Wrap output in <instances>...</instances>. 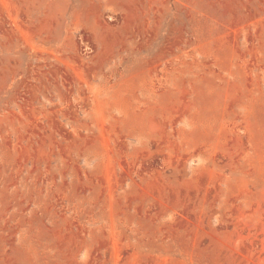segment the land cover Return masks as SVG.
Segmentation results:
<instances>
[{
	"label": "rangeland",
	"instance_id": "374dc122",
	"mask_svg": "<svg viewBox=\"0 0 264 264\" xmlns=\"http://www.w3.org/2000/svg\"><path fill=\"white\" fill-rule=\"evenodd\" d=\"M0 264H264V0H0Z\"/></svg>",
	"mask_w": 264,
	"mask_h": 264
}]
</instances>
